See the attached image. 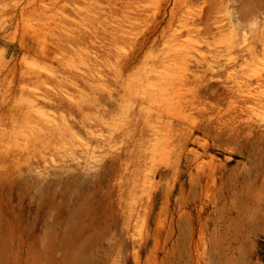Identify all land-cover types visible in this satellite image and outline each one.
Returning a JSON list of instances; mask_svg holds the SVG:
<instances>
[{
  "label": "rangeland",
  "instance_id": "obj_1",
  "mask_svg": "<svg viewBox=\"0 0 264 264\" xmlns=\"http://www.w3.org/2000/svg\"><path fill=\"white\" fill-rule=\"evenodd\" d=\"M0 264H264V0H0Z\"/></svg>",
  "mask_w": 264,
  "mask_h": 264
},
{
  "label": "bare ground",
  "instance_id": "obj_2",
  "mask_svg": "<svg viewBox=\"0 0 264 264\" xmlns=\"http://www.w3.org/2000/svg\"><path fill=\"white\" fill-rule=\"evenodd\" d=\"M63 29V28H62ZM44 45V44H43ZM43 45H41V46H43ZM41 48V47H40ZM43 48V47H42ZM41 50V49H40ZM42 50H44V49H42ZM41 50V51H42ZM43 52V51H42ZM42 52H41V54H42ZM45 70V69H44ZM46 71V70H45ZM37 75H39V72L37 73ZM47 96L49 95V94H46ZM50 96V95H49ZM44 98V97H43ZM47 98V97H46ZM46 98H44L43 100H46ZM49 98V97H48ZM51 98V97H50ZM37 98H35L34 100H36ZM42 99V98H41ZM34 100H31V101H34ZM47 100H49V99H47ZM45 103H46V101H45ZM47 104V103H46Z\"/></svg>",
  "mask_w": 264,
  "mask_h": 264
}]
</instances>
